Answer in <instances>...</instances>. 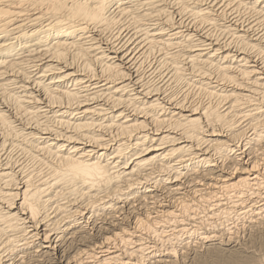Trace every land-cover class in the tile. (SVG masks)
I'll list each match as a JSON object with an SVG mask.
<instances>
[{
  "label": "bare ground",
  "instance_id": "1",
  "mask_svg": "<svg viewBox=\"0 0 264 264\" xmlns=\"http://www.w3.org/2000/svg\"><path fill=\"white\" fill-rule=\"evenodd\" d=\"M246 227L264 0H0V264H239Z\"/></svg>",
  "mask_w": 264,
  "mask_h": 264
},
{
  "label": "rangeland",
  "instance_id": "2",
  "mask_svg": "<svg viewBox=\"0 0 264 264\" xmlns=\"http://www.w3.org/2000/svg\"><path fill=\"white\" fill-rule=\"evenodd\" d=\"M235 222H238V221L235 220ZM250 229H251V231H250ZM258 229L255 230L254 227H250V228L246 227V229L240 228L239 234L237 237V239H239V241H237L236 243L234 242L233 243L234 246L233 245H224L222 247L223 248H230V251L235 250V249L237 251L243 250L242 255H246V256L240 258L239 264H264V243H263L264 242V227H260ZM243 230H244V232H243ZM165 245L168 246V244H165ZM212 245H214V244H212ZM198 249L199 248L197 247V251L199 253L198 252H196V253L201 255V256H205V257L200 258V256L196 255V258L193 259L194 261H191V259H189V258H184L186 263H188V264H199L200 260L201 261L204 260L207 264H213V263L219 264V262H217L218 260L215 259L216 254L214 252H208V250L205 248L204 249L200 248V251ZM224 252H226V250ZM211 253H212V255H210ZM227 253H228V251H227ZM206 256H207V258H206ZM216 258H218V257H216Z\"/></svg>",
  "mask_w": 264,
  "mask_h": 264
}]
</instances>
